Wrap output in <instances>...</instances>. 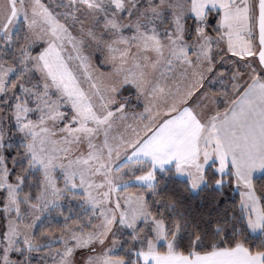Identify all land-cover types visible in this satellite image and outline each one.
I'll return each mask as SVG.
<instances>
[{
    "label": "snow or ice",
    "instance_id": "obj_1",
    "mask_svg": "<svg viewBox=\"0 0 264 264\" xmlns=\"http://www.w3.org/2000/svg\"><path fill=\"white\" fill-rule=\"evenodd\" d=\"M97 53L110 73L97 75ZM222 64L233 71L216 72ZM209 79L223 91L205 89ZM125 85L143 112L130 115L128 98L117 99ZM0 105V264H32L33 253L44 264H78V253L82 264H264V242L243 238L264 234L254 179L264 171V0H0ZM11 126L24 140L14 182L4 155ZM167 165L192 190L209 184L213 165L217 188H243L239 218L218 220L214 242L193 225L178 250L186 222L169 225L145 195L121 194L135 180L155 196ZM32 170L42 177L35 193L24 191ZM65 197L91 214L74 217L69 206L66 215ZM54 215L64 221L58 236ZM124 229L129 258L113 254Z\"/></svg>",
    "mask_w": 264,
    "mask_h": 264
},
{
    "label": "trees",
    "instance_id": "obj_2",
    "mask_svg": "<svg viewBox=\"0 0 264 264\" xmlns=\"http://www.w3.org/2000/svg\"><path fill=\"white\" fill-rule=\"evenodd\" d=\"M187 23L192 25L193 20L188 18ZM215 25L216 14L212 13L209 17L208 29L213 34H215ZM17 32L22 34L23 30L20 26L17 28ZM11 51L10 49L9 52L11 53ZM216 69L221 68L217 67ZM226 74H229V72H226ZM226 80L227 76L225 77ZM208 87L211 93H216V89L210 83ZM125 91L126 88L124 86L121 92L124 93ZM222 105L223 102L219 103V109ZM8 144L11 145V148L6 147L4 155L6 157V163L11 170L10 179L14 182L15 175L20 173L21 166L25 165V161L17 158L23 155L21 145L13 142ZM14 159L16 160L15 165H13ZM206 171L210 179L209 184L202 185L197 191H192L189 181L178 177L174 171V167H167V174L157 170L159 186L156 189V195L154 196L151 192H147L146 194V199L153 213L158 216L162 215L167 224L170 225L173 222L183 224L186 222L187 226L182 229L178 237V244L180 245L178 250L180 251L188 247L193 225H197L199 230L205 233L204 244H208L214 242L211 233L218 220L222 221V219H228V217L239 218L240 216V200L234 180L232 183H225L221 188H217L211 182L215 176V165L207 168ZM254 179L257 182L256 195L258 197H264V189L261 187L264 185V175L256 176ZM225 180H227V177H225ZM37 184L38 182L35 180V176H30V173H28L24 191L35 193L37 191ZM76 208L74 206L75 211ZM55 223L58 224L56 221ZM230 223H233V226H235V222L230 221ZM55 228L58 230V227L55 226ZM230 233L231 229L228 230L227 235L230 236ZM243 238L253 248L258 247L264 242V234L261 233L257 236H252L248 230L245 231Z\"/></svg>",
    "mask_w": 264,
    "mask_h": 264
},
{
    "label": "rangeland",
    "instance_id": "obj_3",
    "mask_svg": "<svg viewBox=\"0 0 264 264\" xmlns=\"http://www.w3.org/2000/svg\"><path fill=\"white\" fill-rule=\"evenodd\" d=\"M44 2L45 3H51L52 0H44ZM53 6H55V5H53ZM22 25H23V21L21 19L17 23V28L20 26L22 28V30H23ZM100 60H101V56H100L99 53H97L96 56H95V59H94V65L98 69L97 75L99 74V72H103L105 74L110 73L112 71V67L110 65L101 64ZM213 75H215V73H213ZM105 82H107V80H105ZM207 83L208 84L205 85V89H208L210 93H211V90L208 87L209 83H210L211 86H213L216 89V93H219V92L223 91L222 85H221L220 82L212 83L211 79H209ZM125 88H126V91L124 93H122L121 89H120L119 92L116 94L117 99L118 100H123L124 98H128V105H129L128 111H129L130 115H131L132 112H136V113L143 112V110H144V101H143V99H140V100L136 99V90L133 87H131L130 85H125ZM134 98H135V101H134ZM219 99H222L224 101L222 96H219L217 98V100H219ZM194 100H195V98L193 99V101H189V102L192 103V102H194ZM0 107H2V105H0ZM62 110L65 111V112H68V113H70V111H71L70 108H67V107L62 109ZM32 119H36V115L35 114L32 116ZM61 126H63V125H61ZM11 142L18 143L20 145H22V143H24L23 134L17 132L14 126H11L10 129H9V133H8V138L6 140V144L11 143ZM137 174H140V173L138 172ZM30 176H35V180H37V182H39L41 180V178H42L40 172L37 171V170H32L30 172ZM197 190L198 189L192 190V191H197ZM121 194L122 195L141 194V195H145V198H146L147 192L144 191V188H143L142 185L137 183L135 180H132L131 183L129 184V192H127V193L122 192ZM61 203H62L63 209L65 210V214L66 215L69 214L67 212V209L69 208V206L73 209V212L71 213V215H73L74 217L76 216L77 213H79L81 218H86V217H88L91 214V206L90 205H84L83 208L81 207L83 205V203H84L83 201L72 200L69 197H65V199ZM74 206L77 207L76 211L74 210ZM48 219H49L48 217H45V221H44L45 222V226H48L47 225V220ZM51 221H52L51 227L53 228L54 235L58 236L59 235V231L55 228V226L58 227V226L62 225L63 222H64L63 218H61L60 216H55L54 215L53 217H51ZM55 221L58 224H56ZM5 224H6V221L4 219L0 218V229H3ZM54 224H55V226H54ZM140 226L144 227L143 224H141ZM130 232H131V230H129V229L122 230V236H121L122 244H121V246L119 248H117L115 250V252L113 253L114 255H123L126 258L131 257V253H127V252L124 251V249L128 246V244L131 243V241H130ZM38 242L39 243H48V242H50V240H49V237H44V238L40 239ZM55 247H59V244H54V248ZM136 247H138V245H136ZM158 247L164 248L163 242H161L158 245ZM83 251L86 252V250H83ZM43 256H44V253H33V255H32V264H44V261L42 260ZM75 259L78 262V264H82V261L85 259V255L78 253L76 255ZM47 264H52L51 259L47 260Z\"/></svg>",
    "mask_w": 264,
    "mask_h": 264
},
{
    "label": "crops",
    "instance_id": "obj_4",
    "mask_svg": "<svg viewBox=\"0 0 264 264\" xmlns=\"http://www.w3.org/2000/svg\"><path fill=\"white\" fill-rule=\"evenodd\" d=\"M214 14H215V12H213ZM189 18H191V17H189ZM192 19V18H191ZM217 19H218V17L216 16V21H217ZM218 68H221V69H215V71L216 72H219V71H223L224 69H226V70H224V72L226 73H228L229 72V74L233 71V68H232V66L230 65V64H222V65H218L217 66ZM215 73V72H214ZM227 81V80H226ZM208 82V81H207ZM207 82H205V85H207L208 83ZM223 102V105L221 106V108H220V111H223L224 110V107H225V102L222 100V99H219V100H217V104H218V106H219V103H222ZM190 103V102H189ZM193 103V102H192ZM166 167H174L173 165H167ZM215 167H218V165H215ZM216 169V168H215ZM158 170V169H157ZM260 175H264V171H258V172H256V173H254V177H256V176H260ZM177 176L178 177H181V178H183V179H186V180H188V178H187V176H184V175H179V174H177ZM189 181V180H188ZM234 184H235V188H236V190H237V192H238V194H239V200H241V193H242V191H243V188L242 187H238L237 185H236V183H235V181H234ZM248 232L252 235V236H257V235H259V234H261V232L260 231H257V232H255V233H253V232H251V230H248Z\"/></svg>",
    "mask_w": 264,
    "mask_h": 264
}]
</instances>
